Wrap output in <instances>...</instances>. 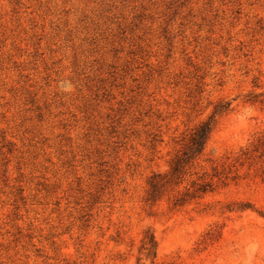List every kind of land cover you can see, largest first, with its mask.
Wrapping results in <instances>:
<instances>
[{
    "label": "rangeland",
    "instance_id": "1",
    "mask_svg": "<svg viewBox=\"0 0 264 264\" xmlns=\"http://www.w3.org/2000/svg\"><path fill=\"white\" fill-rule=\"evenodd\" d=\"M261 139L264 0H0V264H264Z\"/></svg>",
    "mask_w": 264,
    "mask_h": 264
},
{
    "label": "trees",
    "instance_id": "2",
    "mask_svg": "<svg viewBox=\"0 0 264 264\" xmlns=\"http://www.w3.org/2000/svg\"><path fill=\"white\" fill-rule=\"evenodd\" d=\"M222 110V108L215 107L212 115L207 120L199 122L189 132L186 138H184L181 149L173 156L168 171L153 173L149 176L145 198L146 203L158 201L165 193L173 191L174 188H177L182 183L187 169L192 165L194 160L202 155L209 136L215 128L216 117L223 112ZM255 148L264 153V139L258 140ZM192 184L195 186L193 192H185L184 194L176 192L177 196H174L172 200L173 207L181 206L188 200L213 190L211 181ZM156 248L157 243L153 234L145 231L138 248L139 258H137L135 264H144L140 263L141 258L148 260L149 264H153L156 257Z\"/></svg>",
    "mask_w": 264,
    "mask_h": 264
}]
</instances>
